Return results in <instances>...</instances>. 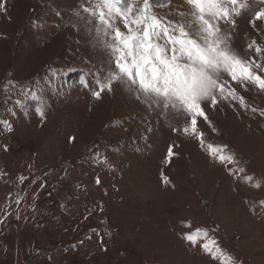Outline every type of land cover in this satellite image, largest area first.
I'll return each mask as SVG.
<instances>
[{
    "label": "rangeland",
    "instance_id": "374dc122",
    "mask_svg": "<svg viewBox=\"0 0 264 264\" xmlns=\"http://www.w3.org/2000/svg\"><path fill=\"white\" fill-rule=\"evenodd\" d=\"M4 3L0 264H219L203 241L183 239L198 228L233 264H264V91L231 82L246 108L205 102L202 149L183 134L184 116L148 108L120 83L94 99L107 56L75 15L81 0ZM153 5L170 20L189 11L185 0ZM247 5L220 22L241 57L253 40L264 46V24L249 23L264 3ZM207 143L234 163L213 160Z\"/></svg>",
    "mask_w": 264,
    "mask_h": 264
},
{
    "label": "snow or ice",
    "instance_id": "6c2138e0",
    "mask_svg": "<svg viewBox=\"0 0 264 264\" xmlns=\"http://www.w3.org/2000/svg\"><path fill=\"white\" fill-rule=\"evenodd\" d=\"M185 2L189 11L178 13L179 19L175 20L157 15L153 0H81L75 15L107 56L108 67L97 77L94 99L100 100L103 93L112 92L114 83H120L148 108L172 109L184 116L183 134L195 138L204 149L206 140L198 119L212 125L202 105L208 102L215 108L221 101H238L246 108L244 98L238 96L231 82L264 91V75L259 74L264 73V46L253 40L247 45V57H241L222 32L220 22L234 24L233 17L247 8V0ZM0 11H6L4 0H0ZM249 23L257 29L264 24V7L254 12ZM260 114L264 116V111ZM225 148L207 143L213 160L234 163L233 155ZM173 155V146H169L166 162ZM245 180L251 181L252 177L246 176ZM163 183L168 185L169 180L165 177ZM254 186L259 188L260 184ZM183 239L191 246L203 241L202 250L213 260L233 264L206 230L198 228Z\"/></svg>",
    "mask_w": 264,
    "mask_h": 264
},
{
    "label": "bare ground",
    "instance_id": "6f19581e",
    "mask_svg": "<svg viewBox=\"0 0 264 264\" xmlns=\"http://www.w3.org/2000/svg\"><path fill=\"white\" fill-rule=\"evenodd\" d=\"M64 122V121H63Z\"/></svg>",
    "mask_w": 264,
    "mask_h": 264
}]
</instances>
